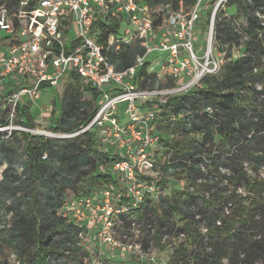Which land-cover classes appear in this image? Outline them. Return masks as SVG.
Listing matches in <instances>:
<instances>
[{
	"label": "trees",
	"instance_id": "1",
	"mask_svg": "<svg viewBox=\"0 0 264 264\" xmlns=\"http://www.w3.org/2000/svg\"><path fill=\"white\" fill-rule=\"evenodd\" d=\"M137 1L152 6L171 2L174 9L182 1L185 10L198 2ZM206 1L216 5V0ZM19 2L0 0V9L15 10ZM213 11L205 28L210 27ZM120 25L116 18H105L95 22L94 30L104 43L110 34L120 32ZM213 46L223 53L221 69L206 73L191 91L168 97L158 109L157 133L163 129L167 135L158 134L156 169L170 180L183 179L188 187L198 188L157 203L166 215L180 216L183 225L162 218L148 198L135 213L142 217L146 208L157 216L158 244L165 228L185 232L193 247L182 244L177 253L187 264H224L225 258L227 264H264V182L253 178L245 165L255 159L257 147L264 150V0H222L214 17ZM5 52L0 45V56ZM136 52L143 50L128 45L113 60L123 69L133 64ZM150 63L147 60L140 70L138 86H144L147 77L154 83L156 73L147 72ZM71 75L72 81L80 80L74 72ZM47 88L43 83L42 92ZM92 94L88 103H79L77 96L66 93L68 100L54 119L53 131L74 132L88 123L99 100L97 91ZM16 111L19 122L35 127L28 105L18 104ZM0 123H6L4 115ZM14 134L20 136L16 143L9 141L8 133H0V252L10 247L31 264H87L90 253L80 245L79 233L90 231L64 216L61 208L67 197L94 196L103 187L119 186L120 174L101 167L109 154L97 147L92 131L65 141L16 131L9 137ZM46 153L48 159L43 160ZM90 164L98 174L89 188L72 196L71 186L87 175ZM167 177L159 184L166 186ZM9 211L14 212L11 227L6 224ZM201 224L207 229L203 234L198 231Z\"/></svg>",
	"mask_w": 264,
	"mask_h": 264
},
{
	"label": "built area",
	"instance_id": "2",
	"mask_svg": "<svg viewBox=\"0 0 264 264\" xmlns=\"http://www.w3.org/2000/svg\"><path fill=\"white\" fill-rule=\"evenodd\" d=\"M200 3L186 11L182 1L174 9L171 2L152 6L137 0H20L15 10L0 9V29L8 35L5 55L0 56V115L6 122L0 123V132L34 131L19 122L16 108L21 96L39 98L43 83L57 89L61 82L72 80L74 72L91 88V99L93 91L99 93L94 116L80 129L59 134L42 131L64 138L94 132L97 147H105L99 148L109 154L102 169L121 176L119 186L103 187L94 196L67 197L61 208L64 216L93 233L89 237L79 233L80 245L90 253L87 264H117L118 257L143 255L141 244L118 237L115 221L160 192L163 176L156 169L159 105L172 95L191 91L223 63L214 50V27L203 55L194 49ZM105 18L118 19L121 27L101 43L94 24ZM128 45L143 52L135 53L130 66L118 68L113 59ZM156 51L165 52L162 69L157 70L153 84L147 77L145 85L138 86L147 56ZM16 84L20 85L6 97V86L11 89ZM6 101L12 105L8 111ZM120 111L128 116L126 122L118 121ZM42 158L48 159V154ZM6 220L11 227L13 211Z\"/></svg>",
	"mask_w": 264,
	"mask_h": 264
},
{
	"label": "rangeland",
	"instance_id": "3",
	"mask_svg": "<svg viewBox=\"0 0 264 264\" xmlns=\"http://www.w3.org/2000/svg\"><path fill=\"white\" fill-rule=\"evenodd\" d=\"M220 2V0H216V5ZM213 5V2H208L206 0H201L200 3V15L198 18L197 27L194 33L193 38V45L196 53L199 56H202L204 53L205 46L210 37V28L206 27V21L209 12L216 7ZM186 11H189L187 8ZM226 12L228 14H232V10L227 9ZM241 21V20H240ZM6 32L0 31V45H4L6 47ZM220 54V55H219ZM219 57H223V53L221 51L218 52ZM165 56V52L163 51H156L152 52L147 56V59L150 60V65L148 67L149 73H156L157 70L162 69V61L161 59ZM11 86V85H10ZM61 86V85H60ZM12 89L9 86L5 88V96L7 97L9 94L12 93ZM73 93V95L78 97L79 103H88L91 99V94L84 88V84L81 80L77 81H66L61 89H51L47 88L43 92L40 93L39 98L31 99L28 96H21L18 102L20 104H26L29 107L30 114L32 116L33 122H35L34 131H30L31 134L44 136L50 139H60V140H67L70 138H64L61 136H49L48 134L42 132H54V119L56 116H60L62 113V108L65 105V102L68 100L66 99V93ZM158 102V99L154 100ZM151 101H149L150 103ZM149 103L147 105H149ZM5 109L8 111L11 109L12 105L10 106L9 103L5 102ZM80 105V104H78ZM144 105V104H143ZM122 109V107H120ZM144 108L146 106L144 105ZM3 109V108H2ZM118 115V121L120 123L126 122L128 120V116L121 112ZM1 116V115H0ZM41 131V132H38ZM1 131L0 133H3ZM14 132V131H13ZM17 133H21L24 131L18 130ZM29 132V131H28ZM8 133L7 138L11 142H18L20 140L19 134H14L9 137L10 133ZM55 133V132H54ZM59 134V132H56ZM158 134L167 135L163 129H161ZM18 137L19 140L16 138ZM100 147V145L98 146ZM105 148V147H100ZM23 152V151H21ZM255 153V159L249 160L246 162V167L249 171V174L258 180H262L264 182V150L262 151L261 146L260 148L257 147ZM87 175L83 176L82 179L76 184L71 186V195L77 191H81V189L89 188V184L91 183L92 179L96 177L98 171L96 170L95 166L90 164L88 168L85 169ZM116 174V173H114ZM167 177V176H163ZM1 178V177H0ZM183 179H171L167 177V184L166 186H162L159 184V194L158 196L148 199L150 206H158V201L162 198L170 199L169 196L171 194H177L180 191H195L198 192V188L196 186H187V183L184 184ZM98 186V185H97ZM96 185L94 186L97 187ZM114 187L117 185L113 184ZM7 204L10 202V198H7ZM146 202V200H145ZM159 214L167 217V219H172L174 222H178V226L183 225V221H181L180 216L176 214H168L166 215L164 210L159 207ZM3 213L0 203V214ZM142 217H139L138 214L135 212L130 215H123L119 217L115 223L118 230V237L124 238L130 241H136L141 244L143 255L133 256L130 258H117V264H187V262H183L181 260L180 255L177 253V249L180 245L184 244L187 247L192 248L193 242L192 240L188 239V236L185 232H181L179 230H171V228L166 229L165 233H163V237L158 244L155 239L154 234V225L155 221H157V216H155L152 212L148 211L146 208L142 210ZM171 215V216H170ZM197 218H200L198 216ZM132 221L136 222V226L132 225ZM204 225L201 224L198 227V231L200 234L205 233ZM93 234V233H89ZM87 234L86 236L89 237L90 235ZM89 235V236H88ZM92 245V244H91ZM124 252V250H122ZM174 256V258H172ZM124 259V260H123ZM228 263V259H224V264ZM0 264H31L26 259H19L15 251H13L10 247H4L3 250L0 252ZM112 264V263H110Z\"/></svg>",
	"mask_w": 264,
	"mask_h": 264
},
{
	"label": "water",
	"instance_id": "4",
	"mask_svg": "<svg viewBox=\"0 0 264 264\" xmlns=\"http://www.w3.org/2000/svg\"><path fill=\"white\" fill-rule=\"evenodd\" d=\"M218 8V5L216 6L215 10L213 11L212 17H211V24H210V32H212V29L214 27V17H215V12Z\"/></svg>",
	"mask_w": 264,
	"mask_h": 264
}]
</instances>
